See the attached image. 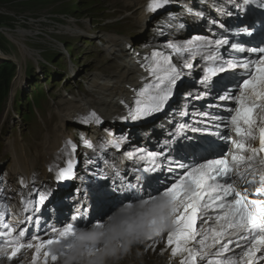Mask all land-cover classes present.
Segmentation results:
<instances>
[{"label":"snow or ice","instance_id":"snow-or-ice-1","mask_svg":"<svg viewBox=\"0 0 264 264\" xmlns=\"http://www.w3.org/2000/svg\"><path fill=\"white\" fill-rule=\"evenodd\" d=\"M167 2L151 0L149 7L156 9ZM248 34L251 35V32ZM224 45H229L237 53L255 54L256 58L239 61L233 58L215 65V62L223 60L218 50ZM168 47L177 55L207 51L206 60L215 66L205 69L201 80L205 89L212 86L213 77L219 73L239 69L242 80L235 91L225 89L224 94L219 96V100H231L235 105L228 109L229 117H212L220 121L215 125L217 129L223 126L229 130L221 137L229 147L217 158L202 157L203 162L192 165L177 162L176 167L183 171L174 181L162 190L157 189L156 195L146 194L147 199H143L142 204L152 206L149 219L144 224L146 238L153 243L166 241V249L170 250L173 259H179V264H197L198 259L209 255L219 257L230 251L229 245L234 242L232 237H236L237 247H240L239 240L249 242L239 260H243L244 264H255L257 259H264V47L245 49L238 43L230 44L228 39L213 41L201 36L189 41L187 47L175 43ZM151 55L160 58L149 69L156 82L151 86V92L147 88L140 91L142 99H137L135 107L130 110L132 120L160 112L181 79L171 55L159 52ZM185 67L190 69L193 65L186 63ZM215 134L221 135L219 131ZM75 147L72 145L73 151ZM161 155L163 153L148 152L146 157L140 156V159L147 158L155 165L157 157ZM71 174L69 162L68 168L61 169L57 178L64 179ZM253 194L256 198H252ZM43 202L44 197L41 196L40 203ZM33 211L39 209L34 208ZM26 219L30 220L31 217ZM197 221L207 227L198 230L195 227ZM2 227L6 231L0 232V237L5 238L0 244V259L6 258L7 261L18 258L23 249H34L32 264H56L68 251L84 246L85 237L77 236L73 223L53 227L50 233H45L47 239L32 237L35 244L31 240L24 241L26 229H20L16 238L11 239L12 226L2 223ZM95 227L101 229L104 225L97 223ZM213 249L216 251L213 252ZM257 253H261V256L257 257ZM208 264H238V259L235 256L225 257L215 262L208 261Z\"/></svg>","mask_w":264,"mask_h":264},{"label":"bare ground","instance_id":"bare-ground-1","mask_svg":"<svg viewBox=\"0 0 264 264\" xmlns=\"http://www.w3.org/2000/svg\"><path fill=\"white\" fill-rule=\"evenodd\" d=\"M109 1L111 2V0ZM171 1L173 2V4L175 2L176 5L179 6V8L172 9L171 11H169V13L164 14L162 18L160 17V14L158 12L163 10L165 7H159L156 9L150 8L149 5L151 3V0H129V2L121 3L126 7H130L133 5L135 8L133 15L135 17L133 18L132 16H130L128 19H126L125 16L122 19H116L113 26H115L117 23H123L124 25V29H116L118 32H130L131 28L134 30L136 29V27H139L140 29H143L144 32H147L152 23V26H158V24H160L161 29L164 30L163 34L153 40L154 44L145 43L146 45H144V50L138 49V53L141 54H137V50L134 47L135 45L132 41L133 37H131L133 36V32L131 33L130 37L115 38L112 36H103V38L100 39L103 42L102 44H104L102 45L103 50L101 51L104 55L106 52L107 57L105 56V59L103 60H106L108 63L102 64L101 62L103 60H101V73L87 78V80H89V86L94 88V93H86L84 95L78 96L77 99H72V97L70 99H66L61 104L62 108H58V110L56 111V114L58 115V123L53 127L51 131H48L45 134L46 136L42 138V140H45V142L37 145V149L32 152L33 157L31 159L27 158L25 160L26 163L22 164L17 159V152H24L26 149L21 148L20 150L12 151V153L14 154L16 152L13 168H21V171L24 173H29L30 171L35 170V168L41 164V159L36 158V156L40 155L42 159H46L51 155L53 148L56 146L65 132L66 126L64 125L67 123V121L73 124L78 123L76 119L78 117L77 113L84 114L89 110L88 108L91 107L100 110L105 116H108L110 114L112 115L114 112L120 110L117 109L118 103L116 99L124 95H133V92H135L142 84L145 86V88L151 89V86L156 81L155 77L150 73L149 69L150 67H154L155 65H151L148 67V70L140 72L141 67L138 63L141 61V58L145 59L147 57L149 59V56H151V54L154 52V50L149 52V49L152 47L158 46V52H164L168 55L175 54L173 53V50L168 47V45L172 43L180 45V43L178 39H175L177 38V35L171 36L166 32L170 26H183L186 23V28H188V30L190 31H193L189 35L185 36L187 39H185L184 37V39L180 41L181 44H185L186 47L188 46L189 41H192L197 36L206 37L213 41L216 39H222V37H224L223 31H225L226 28L230 27V24L226 21L225 18L226 16H228L229 18L232 17V7L233 4L237 2V0H229V2L228 0H208V2L203 5L199 3L200 0ZM261 1L263 2L264 0ZM183 4L189 8H192L193 10L186 11ZM220 4H222L223 6L222 10ZM201 15L202 17H207L205 19L206 21H204L203 24H200L197 20V18H199ZM216 26H219V28H217ZM207 27L209 28L208 30L206 29ZM83 28H85V25L83 26ZM151 30L154 31V29ZM119 34L120 36H123L121 33ZM151 35V32H149L148 35L144 33V38ZM77 36L78 35L76 33V37ZM169 37H173L175 40L173 39L171 42H169V40L171 39ZM151 38L152 37H150V39ZM157 39L158 41H164L160 42V44H164L166 46H159ZM140 47H143V44H141ZM165 47H168V49L170 50H166ZM26 50L27 49H22V56L27 55V53L25 52ZM219 53L221 54V56L223 55L221 51H219ZM204 54H207V51L195 54L187 53V55L193 57L192 59L186 58L183 54H175L173 57L171 56L172 62L180 72L181 76V79L177 82L176 85V89L178 90V99L176 105L189 106L195 101L196 93L204 91V89H201V87H199L197 82H194V80L199 79L201 76L199 70L197 69V66L199 59L201 60ZM152 60L157 63L159 57H155ZM223 61L224 60H221V63H223ZM186 63H191L193 67L190 69L185 67ZM195 68L197 74L194 78L193 72ZM146 71L149 83L145 84L143 82L145 80ZM74 76L75 72H73L72 77ZM188 81H190V84H187ZM214 82L217 81L214 80ZM180 90L182 91L179 92ZM220 90L221 87H217L216 91H210V93H219ZM217 98V96L214 97V99ZM133 101H136V98H133ZM211 103L213 102L211 101ZM214 103L218 104L217 101H215ZM196 104L197 102L194 103L193 106L195 107ZM171 113L172 111L170 110L168 112V115ZM54 128H57L55 132ZM92 130H97V128H93ZM140 144L142 145V147H137L136 149H134V151H131L133 154L140 155L143 148L148 145V141L143 138L140 140ZM137 145V142L133 140L131 146L135 147ZM131 149L132 148L129 149V152ZM111 165L112 163L109 161L103 167L107 168ZM102 178L104 180V183L106 184L105 177ZM161 183L162 185H167L164 182ZM129 205H131V207H129ZM151 207V205H143L142 201H140L137 203L128 204L127 206L115 207L109 215L106 214V212L110 210L108 207L106 211H103L102 215L97 216V220L91 222L89 226L87 225L88 227L77 229L74 226L77 230V236L82 235L85 237V240L83 241L84 246H78L68 251L67 255L61 256L56 264H124V261H122L121 259L125 257H132L138 262L134 263L135 261H133L130 264H179V259H173L170 255V250L166 249V241L153 243L152 240L146 238L147 236L145 234L144 224L149 219L148 213ZM214 215L215 214H213V216ZM97 223L103 224L104 227L101 229H97L95 227ZM125 223H127L131 228L126 233H120L119 227ZM215 226L216 225H213V227ZM202 227L206 228L207 226H202L201 224H199L196 228L199 230ZM101 232L103 233V235H100ZM117 233H119V235H117ZM42 238L43 237H41V239ZM234 238L235 237H232L233 241ZM32 243L35 244L36 241ZM230 249V251L223 253L219 257L209 255L204 259H198L197 264H208V261L215 262L216 260H223L225 257L233 256L238 259V264H244L243 260H239V257L242 253L240 252L236 254L235 249H232L231 247ZM212 251L215 252L216 249H213ZM33 252L34 249H27L21 258H16L13 261H7L6 258L0 259V264H32ZM88 253H90V256H87ZM118 255L120 256L118 257ZM259 261L260 259H257L255 264H257Z\"/></svg>","mask_w":264,"mask_h":264},{"label":"rangeland","instance_id":"rangeland-1","mask_svg":"<svg viewBox=\"0 0 264 264\" xmlns=\"http://www.w3.org/2000/svg\"><path fill=\"white\" fill-rule=\"evenodd\" d=\"M125 2L129 0H0V67L6 59L12 65L8 95L0 109V159L10 155L13 150H27L31 143L40 145L45 142L42 138L58 123L56 111L62 108L61 104L66 99L71 98L61 95L63 89L69 90L68 93L73 96L94 93L87 78L101 73L100 64L108 63L103 60L106 52L104 55L101 51L104 44L100 39L103 36L130 37L133 32L131 37L138 52V49H143L145 43H148V37L144 38V33H152L150 40L163 34L161 25L152 26V23L147 32L139 27L134 30L131 28L130 32H118L116 29H124V25L117 23L113 26L116 19L135 17L134 6L126 7L121 4ZM207 2L208 0L199 1L203 5ZM220 6L222 10V4ZM199 18L197 20L203 24L207 17L201 15ZM227 22L230 23L229 20ZM185 24L183 27H186ZM185 34L180 31L177 37ZM178 41L180 46L186 47L181 44L182 39ZM160 42L164 41H158L159 46H166ZM141 44L143 47H140ZM22 49H27L26 56H22ZM183 55L193 58L187 53ZM197 67L199 70V63ZM21 68L26 71L25 74L23 72L18 75V78L16 73L18 69L21 72ZM196 74L195 68L194 78ZM28 100L34 106V111L28 110ZM70 123L67 121L66 124L71 125ZM66 124L64 126L67 127ZM66 127V132L70 130L73 133L71 126ZM56 129L54 128V132ZM137 147L141 148L142 145L131 146L132 151ZM111 212L109 210L106 214ZM121 260L124 264L133 261L138 263L132 257Z\"/></svg>","mask_w":264,"mask_h":264},{"label":"trees","instance_id":"trees-1","mask_svg":"<svg viewBox=\"0 0 264 264\" xmlns=\"http://www.w3.org/2000/svg\"><path fill=\"white\" fill-rule=\"evenodd\" d=\"M8 62H9V59L4 60L1 63L2 66L0 67V109L9 91L8 80L10 76V71H12V65L8 64ZM6 65L8 66L5 67ZM28 104H29V109L31 110L32 104L30 100H28Z\"/></svg>","mask_w":264,"mask_h":264}]
</instances>
